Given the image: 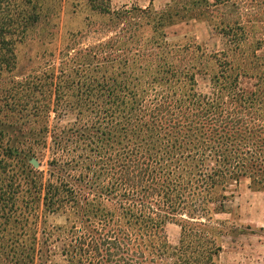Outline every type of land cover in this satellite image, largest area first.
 Segmentation results:
<instances>
[{
  "label": "trees",
  "instance_id": "1",
  "mask_svg": "<svg viewBox=\"0 0 264 264\" xmlns=\"http://www.w3.org/2000/svg\"><path fill=\"white\" fill-rule=\"evenodd\" d=\"M92 2L117 29L85 50L111 64L110 73L90 78L110 105L91 108V123L53 130L47 172L28 162L30 148L21 176L7 184L0 177V264H50L56 251L67 264H220V237L229 230L215 218L226 212L219 204L243 179L264 191V0L116 11L111 0ZM204 17L225 40L211 56L209 93L198 90L197 75L210 74L201 45L167 39L172 26ZM40 18L35 0H0V67ZM243 78L257 88H244ZM78 84L88 98L91 90ZM38 144L43 151L48 143ZM14 147L10 153L19 152ZM8 168L0 158V175ZM42 208L67 213V225L41 228ZM169 223L181 228L176 244Z\"/></svg>",
  "mask_w": 264,
  "mask_h": 264
},
{
  "label": "rangeland",
  "instance_id": "2",
  "mask_svg": "<svg viewBox=\"0 0 264 264\" xmlns=\"http://www.w3.org/2000/svg\"><path fill=\"white\" fill-rule=\"evenodd\" d=\"M35 1L41 12L40 21L31 26L23 40L13 42L14 56L0 67V158L10 165L8 173L0 175L6 178L4 184L20 175V157L26 156L30 148H33L35 156L32 158L38 160L39 166L31 163L32 158L28 162L47 172L49 162L54 158L53 130L69 127L80 120L91 123L96 120L90 112L91 108L110 105L108 93L98 92L92 84L96 79L90 78L110 73L111 64L94 60L85 50L93 45L99 46L117 30L112 16L101 14L92 0ZM111 3L112 10L124 8V0H111ZM167 33V39L173 45L193 40L201 45L207 54V73L210 74L203 72L197 75L198 90L209 93L210 75L217 69L211 56L225 48L223 37L207 17L179 23L169 28ZM146 34L149 35V32ZM259 54L264 55V47ZM196 58H200V52H197ZM81 64L88 66L87 72L84 75L75 74V69ZM69 73L71 76H66ZM80 80L85 83L86 92H92L88 98L85 94L83 97L78 95L84 89L78 84ZM256 82L253 78L242 79V85L247 90H255ZM41 140L48 143L43 151L38 144ZM16 145L19 152L10 153ZM232 188L234 191L228 193L231 194L230 200L219 204L225 206L226 212L215 214L216 220L223 221L229 230L220 237L223 251L219 263L264 264V231L260 230L264 228V191L252 189L249 179H243ZM67 219V213L49 212L42 208L40 226L46 229L64 227ZM180 230L176 223L166 226L171 243L178 242ZM50 264L67 263L56 251Z\"/></svg>",
  "mask_w": 264,
  "mask_h": 264
},
{
  "label": "crops",
  "instance_id": "3",
  "mask_svg": "<svg viewBox=\"0 0 264 264\" xmlns=\"http://www.w3.org/2000/svg\"><path fill=\"white\" fill-rule=\"evenodd\" d=\"M171 0H124V7H128L129 5H138L140 7H148L153 5L156 9L164 8ZM214 1V0H213ZM211 1V2H213ZM193 21V20H191ZM190 22V21H189ZM187 23V22H186ZM181 24V23H180ZM179 24H176L172 27H175Z\"/></svg>",
  "mask_w": 264,
  "mask_h": 264
},
{
  "label": "water",
  "instance_id": "4",
  "mask_svg": "<svg viewBox=\"0 0 264 264\" xmlns=\"http://www.w3.org/2000/svg\"><path fill=\"white\" fill-rule=\"evenodd\" d=\"M31 163L35 166V167H38L39 166V162L36 158H32L31 159Z\"/></svg>",
  "mask_w": 264,
  "mask_h": 264
}]
</instances>
